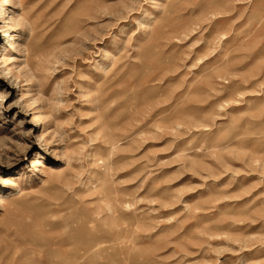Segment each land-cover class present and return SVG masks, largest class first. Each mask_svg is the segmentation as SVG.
<instances>
[{"label": "rangeland", "instance_id": "rangeland-1", "mask_svg": "<svg viewBox=\"0 0 264 264\" xmlns=\"http://www.w3.org/2000/svg\"><path fill=\"white\" fill-rule=\"evenodd\" d=\"M0 264H264V0H0Z\"/></svg>", "mask_w": 264, "mask_h": 264}, {"label": "bare ground", "instance_id": "bare-ground-1", "mask_svg": "<svg viewBox=\"0 0 264 264\" xmlns=\"http://www.w3.org/2000/svg\"><path fill=\"white\" fill-rule=\"evenodd\" d=\"M4 11H5L4 13L7 14V9H6V8H4ZM8 15H9V14H7V17H8ZM27 18H28V17H27ZM31 23H32V22H31ZM36 46H37V45H36ZM37 47H38V46H37ZM37 49H38V48H37ZM73 256H74V255H73Z\"/></svg>", "mask_w": 264, "mask_h": 264}]
</instances>
